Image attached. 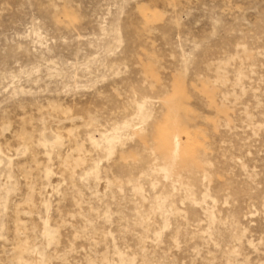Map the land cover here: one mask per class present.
<instances>
[{
    "label": "rangeland",
    "instance_id": "374dc122",
    "mask_svg": "<svg viewBox=\"0 0 264 264\" xmlns=\"http://www.w3.org/2000/svg\"><path fill=\"white\" fill-rule=\"evenodd\" d=\"M0 264H264V0H0Z\"/></svg>",
    "mask_w": 264,
    "mask_h": 264
}]
</instances>
